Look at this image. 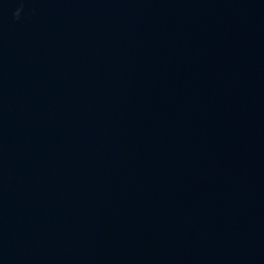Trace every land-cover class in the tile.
Wrapping results in <instances>:
<instances>
[{
  "label": "water",
  "instance_id": "95a60500",
  "mask_svg": "<svg viewBox=\"0 0 264 264\" xmlns=\"http://www.w3.org/2000/svg\"><path fill=\"white\" fill-rule=\"evenodd\" d=\"M0 264H264V0H0Z\"/></svg>",
  "mask_w": 264,
  "mask_h": 264
}]
</instances>
